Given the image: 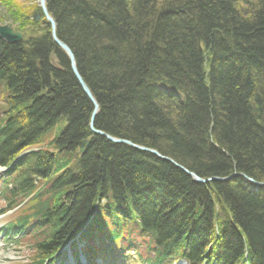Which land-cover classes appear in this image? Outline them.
Listing matches in <instances>:
<instances>
[{
	"label": "trees",
	"instance_id": "1",
	"mask_svg": "<svg viewBox=\"0 0 264 264\" xmlns=\"http://www.w3.org/2000/svg\"><path fill=\"white\" fill-rule=\"evenodd\" d=\"M1 6L14 8L24 40L0 41V167L47 145L1 177L8 209L27 199L29 213L16 223L35 219L36 264L80 232L113 227L109 236L118 239L128 221L155 243L148 264H171L182 252L191 264H241L245 254L249 264H264V197L235 181L196 183L168 161L92 132V104L48 24L31 30L39 9L14 0ZM46 7L99 105L95 130L203 179L235 172L264 183V0H46ZM161 84L176 96L158 91Z\"/></svg>",
	"mask_w": 264,
	"mask_h": 264
},
{
	"label": "water",
	"instance_id": "2",
	"mask_svg": "<svg viewBox=\"0 0 264 264\" xmlns=\"http://www.w3.org/2000/svg\"><path fill=\"white\" fill-rule=\"evenodd\" d=\"M39 7L41 8V10H43L45 12L46 8H45V0H39ZM46 13V12H45ZM46 19L49 21V23L51 24V28H52V37L54 39V41L57 43L58 46H60L67 54L68 60H69V66H70V70L74 76V78L76 79V81L78 82L79 86L81 87L82 91L84 92V94L87 96V98L89 99V101L92 104V113H91V117H90V124L89 127L90 129L96 133L97 135H100L102 137H104L106 140L112 142V143H116V144H126L134 149L143 151V152H147L150 154H153L155 156H157L160 159H163L165 161L170 162V159L163 157L161 155H159L155 150L152 149H147L145 147H141L138 145H134L129 141L126 140H121V139H116L113 138L101 131H96L93 129V125H94V118L97 114L98 111V103L96 102V100L93 98L90 90L88 89L87 85L85 84V82L83 81V79L81 78V76L78 73L77 70V66H76V62H75V58L73 53L70 51V49L65 46L64 44L60 43L56 38H55V34H54V23L52 22V20L48 17V15L46 16ZM0 40L6 42V43H16L19 41H22V35L19 32H14L12 27L10 25H5V26H0ZM178 166V165H177ZM180 169L182 171H184L185 173H187L189 176L192 177V179L194 180V182L196 183H204L209 181L208 179H202L200 177H198L196 174L189 172L188 170H186L184 167H180ZM252 182V181H251Z\"/></svg>",
	"mask_w": 264,
	"mask_h": 264
},
{
	"label": "bare ground",
	"instance_id": "3",
	"mask_svg": "<svg viewBox=\"0 0 264 264\" xmlns=\"http://www.w3.org/2000/svg\"><path fill=\"white\" fill-rule=\"evenodd\" d=\"M0 1H2V0H0ZM33 2H34V4L33 5H35L36 6V8H38L39 9V11L37 12L36 11V9L35 10H32L31 11V17H32V20L34 21L33 22V26H32V31L33 32H35V34H38L39 32H40V26L39 25H41L43 22H45L46 24H48V26H49V35H50V39H51V41L54 43V45L63 53V55L66 57V59L68 60V57H67V54H66V52L60 47V46H58L57 45V43L54 41V39H53V37H52V28H51V24L49 23V21L46 19V16L48 15V17L52 20V22L54 23V34H55V38L60 42V43H62V44H64L65 46H67L68 47V45L65 43V42H63L59 37H58V35H57V24H56V22H55V20H54V18L49 14V12H48V10H47V7H46V0H45V8H46V10H45V12L43 11V10H41V8L39 7L40 5H39V0H33ZM30 17V18H31ZM0 26H1V24H0ZM69 48V47H68ZM70 49V48H69ZM70 51H71V49H70ZM72 52V51H71ZM73 53V52H72ZM74 55V54H73ZM68 63H69V60H68ZM57 64H58V66H62V63L61 62H57ZM59 68H62V67H59ZM69 69H70V66H69ZM78 70V69H77ZM71 71V70H70ZM72 73V72H71ZM78 73H79V71H78ZM73 75V74H72ZM80 75V74H79ZM121 140H123V139H121ZM170 163H172L174 166H176L177 168H179L180 169V165H178L177 163H175L174 161H172V160H170ZM178 165V166H177ZM236 177H239L240 179H242L241 181L239 180V179H237ZM205 179H208L209 181L208 182H210V181H218V182H220V181H224V180H226V181H235L236 183H238V184H241V185H246V184H244V176L243 175H241V174H238V173H235V172H233V173H231V174H229L227 177H223V178H217V177H211V178H205ZM214 221H215V223H218V220L216 219V218H214ZM69 262H70V260H69Z\"/></svg>",
	"mask_w": 264,
	"mask_h": 264
},
{
	"label": "rangeland",
	"instance_id": "4",
	"mask_svg": "<svg viewBox=\"0 0 264 264\" xmlns=\"http://www.w3.org/2000/svg\"><path fill=\"white\" fill-rule=\"evenodd\" d=\"M14 3H15V6L18 5L17 8H22L23 10H31L34 2L33 0H14ZM10 9H14L10 6H1L0 7V24L1 25H4V24H11L12 27L15 29V27H17V23H15L14 21L17 20L16 17H13L12 19V16H11V13H10ZM30 12V11H29ZM24 210V209H23ZM18 215V211L14 214V215H9V216H4V217H0V226H3V222H7V221H10V220H13L14 217H16ZM9 252H11V254H17L15 253L13 250H10ZM7 251L6 250H3V254L4 255H0V264H5L4 262V257H7ZM29 256L30 253H29ZM31 260V259H30ZM27 264H31V262L27 261ZM124 264H133V262H130V261H127L125 262Z\"/></svg>",
	"mask_w": 264,
	"mask_h": 264
}]
</instances>
